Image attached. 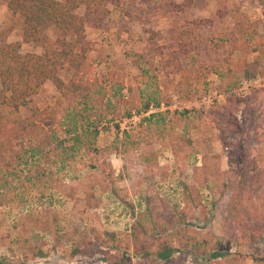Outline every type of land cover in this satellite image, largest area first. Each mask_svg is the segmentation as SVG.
Masks as SVG:
<instances>
[{"label": "rangeland", "instance_id": "374dc122", "mask_svg": "<svg viewBox=\"0 0 264 264\" xmlns=\"http://www.w3.org/2000/svg\"><path fill=\"white\" fill-rule=\"evenodd\" d=\"M223 2L227 13L219 19L221 0H119L99 29L83 8L77 11L85 17L98 77L108 82L111 73L123 84L122 91H109L111 106L122 97L139 110L146 103L150 108L132 120L124 118V110L105 115L103 108L75 116L98 126L99 151L73 149V158H66L69 170L55 184L35 188L28 182L33 161L25 153L28 165L0 175V264H111L101 251L75 255L93 229L122 239L121 251L128 249L122 264H264L251 259H264V230L251 244L237 239L225 222L230 196L225 184L241 169L246 143L262 174L257 198L264 196V0ZM56 34L52 27L46 32L50 42ZM10 43H20L22 54L42 53L22 43L20 19L0 0V46ZM183 43V73L171 74L164 65ZM59 77L67 82L70 72L62 70ZM254 93L257 100L244 108L240 98ZM60 98L46 82L33 102L43 110ZM217 113L249 128L240 148L226 123L220 126L223 134L217 128ZM0 114L28 116L6 107ZM57 128L59 148L51 164L64 159L62 145L71 147L65 129ZM28 210L47 213L52 232L42 236L24 222ZM147 241L156 244L148 257ZM222 253L227 256H217Z\"/></svg>", "mask_w": 264, "mask_h": 264}, {"label": "trees", "instance_id": "16d2710c", "mask_svg": "<svg viewBox=\"0 0 264 264\" xmlns=\"http://www.w3.org/2000/svg\"><path fill=\"white\" fill-rule=\"evenodd\" d=\"M223 1L221 0L216 13L219 19L224 18L227 13V6ZM118 2L119 0H7L8 11L21 21L22 43L40 47L42 53L22 54L20 43L0 46V107H6L13 113H18L21 109L28 112L26 117L18 115L6 117L0 114V175L11 174L17 165H28L26 161L23 162L25 153L33 161L27 169L28 182L35 188L46 186L50 182L55 184L60 174L69 170V159L74 155L73 149H84L87 154L99 151L94 143L98 126L77 120L75 116L79 117L102 108L105 115L116 110H124L123 116L127 120H132L134 115L143 116L148 113L149 104L146 103L139 110L133 102L122 97L113 108L108 99L109 91L113 88L122 91L123 84L116 81L111 73L107 74L108 82L98 77L95 65L89 57L93 51V43L84 33L85 17L90 19L93 28L99 29L110 14L109 6L118 5ZM81 8L85 11V17L77 13ZM50 27L57 33L53 42H50L46 35ZM183 47L184 43L179 45L164 65L165 69L171 67V74L183 73L179 63L180 57L184 55ZM260 56L264 58V49L260 51ZM233 66L240 67L238 63ZM62 70L70 72L67 82L59 77ZM46 82L53 84L61 98L53 99V107L40 110L33 102V98L40 93ZM257 94L240 98L242 106L249 107L257 100ZM63 104L66 106L64 109ZM68 109L70 111H67ZM60 114L64 116L62 120ZM214 122L222 134L226 132L220 127L222 122L234 131L236 140L234 147L240 148L241 141L248 137L246 129L249 128L229 115L217 113ZM58 126L65 129L71 147L62 145L64 159L53 161L51 164L50 156L59 148ZM222 142L226 141L222 139ZM230 144L224 147L227 148L231 146ZM246 144L247 146L240 149L241 169L233 170L229 182L225 184L226 186L229 184L230 193L225 207L227 216L225 222L232 224L237 239L252 244L261 239L264 230V196L257 198L262 188V174L256 161L252 162L250 159L252 147ZM68 155L69 159H66ZM203 168L204 166L197 167L195 174ZM1 178L5 181V177ZM31 211H27L23 221L31 223L38 233L46 237L52 232L47 213L32 214ZM166 242L164 241L162 245ZM122 245V239L110 240L93 229L86 232L78 242L75 255L90 256L101 251L111 264H122L128 250L121 251ZM155 245L154 241H147L145 247L147 257L151 255ZM217 256L227 255L222 253ZM235 258L233 257L234 260ZM251 259L264 263V259L259 257Z\"/></svg>", "mask_w": 264, "mask_h": 264}, {"label": "crops", "instance_id": "0c3cea01", "mask_svg": "<svg viewBox=\"0 0 264 264\" xmlns=\"http://www.w3.org/2000/svg\"><path fill=\"white\" fill-rule=\"evenodd\" d=\"M110 10V9H109ZM111 12V11H110Z\"/></svg>", "mask_w": 264, "mask_h": 264}]
</instances>
